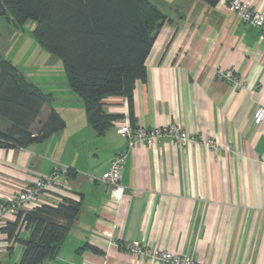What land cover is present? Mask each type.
I'll return each instance as SVG.
<instances>
[{
	"label": "crops",
	"instance_id": "obj_1",
	"mask_svg": "<svg viewBox=\"0 0 264 264\" xmlns=\"http://www.w3.org/2000/svg\"><path fill=\"white\" fill-rule=\"evenodd\" d=\"M244 1L264 13V0ZM159 4L167 20L145 61L146 80L135 82L132 115L125 98L103 99L104 112L118 118L102 135L88 125L65 75L57 80L43 68L41 79H29L20 70L48 97L33 131L51 111L64 126L25 148L0 147V209L60 165L68 172L41 193L38 207L63 198L80 202L58 253L40 264H163L118 249L110 233L115 242L147 244L198 264H264V124L253 121L264 105V40L226 0L212 7L199 0ZM225 71L244 86L221 78ZM120 122L176 123L195 141L136 144L120 173L124 192L115 199L100 177L126 149ZM15 218L0 217V229ZM28 235L19 230L21 239ZM21 255V245L0 231V264H18Z\"/></svg>",
	"mask_w": 264,
	"mask_h": 264
},
{
	"label": "trees",
	"instance_id": "obj_2",
	"mask_svg": "<svg viewBox=\"0 0 264 264\" xmlns=\"http://www.w3.org/2000/svg\"><path fill=\"white\" fill-rule=\"evenodd\" d=\"M212 7L219 0H199ZM21 29L27 22L39 47L61 61L69 88L84 104L88 125L102 135L118 116L108 115L102 100L123 97L132 115L136 81L146 80L145 61L166 22L149 0H0ZM1 21V18H0ZM47 95L0 53V147L25 148L60 131L63 120L51 111L37 122ZM133 122V121H132ZM80 202L63 198L56 206L20 211L0 229L22 247L18 264L53 258L67 236ZM29 231L25 239L19 230Z\"/></svg>",
	"mask_w": 264,
	"mask_h": 264
},
{
	"label": "built area",
	"instance_id": "obj_3",
	"mask_svg": "<svg viewBox=\"0 0 264 264\" xmlns=\"http://www.w3.org/2000/svg\"><path fill=\"white\" fill-rule=\"evenodd\" d=\"M226 3L227 7L239 16L243 24L258 30L261 38L264 40V13L259 12L252 4L244 0H226ZM220 76L233 84L244 86V83L238 81L233 72L225 71L220 74ZM253 121L259 126L264 124V105H260L256 108L253 114ZM118 132L126 139V149L112 158L108 169L100 177V182L115 199H119L124 192V188L120 184V173L129 151L136 144L144 143L152 145L161 137H169L178 145H184L195 141L194 136H188L183 128L176 123L156 128H145L138 126L130 127L127 122H120L118 123ZM204 142L208 147H216L213 140L207 139ZM67 172V167L60 165L57 166L50 175L39 178L34 183L25 186L14 199L8 200V202L1 207L0 217L16 216L21 210L27 212L38 207V198L41 193L52 190L55 186L57 177ZM115 227L116 226H113V229H115ZM108 236L111 244L118 249L138 255L143 259H154L163 264H198L187 256L170 253L159 248H151L147 246V244L115 242L111 233L108 234Z\"/></svg>",
	"mask_w": 264,
	"mask_h": 264
},
{
	"label": "rangeland",
	"instance_id": "obj_4",
	"mask_svg": "<svg viewBox=\"0 0 264 264\" xmlns=\"http://www.w3.org/2000/svg\"><path fill=\"white\" fill-rule=\"evenodd\" d=\"M149 1L155 6L160 5L159 0ZM33 28L34 24L32 22H27L21 29H17L1 19L0 53L3 57L10 60L15 67L23 71L29 79H34V77L41 79L40 75H43V68H48V72L54 75V79L64 78L61 61L39 47L31 35ZM38 50H41V56ZM48 58H51L50 62ZM44 74H47V71ZM21 237L24 238L26 236L21 234Z\"/></svg>",
	"mask_w": 264,
	"mask_h": 264
},
{
	"label": "water",
	"instance_id": "obj_5",
	"mask_svg": "<svg viewBox=\"0 0 264 264\" xmlns=\"http://www.w3.org/2000/svg\"><path fill=\"white\" fill-rule=\"evenodd\" d=\"M0 18L7 24H10L12 27L17 28L15 23L6 15V11L2 6L1 2H0Z\"/></svg>",
	"mask_w": 264,
	"mask_h": 264
}]
</instances>
